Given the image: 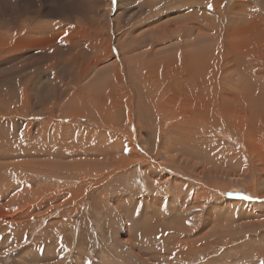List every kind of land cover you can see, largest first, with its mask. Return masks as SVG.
Here are the masks:
<instances>
[{"label": "rangeland", "instance_id": "374dc122", "mask_svg": "<svg viewBox=\"0 0 264 264\" xmlns=\"http://www.w3.org/2000/svg\"><path fill=\"white\" fill-rule=\"evenodd\" d=\"M235 1L0 0V264H264V0ZM180 15L253 68L183 59Z\"/></svg>", "mask_w": 264, "mask_h": 264}, {"label": "bare ground", "instance_id": "6f19581e", "mask_svg": "<svg viewBox=\"0 0 264 264\" xmlns=\"http://www.w3.org/2000/svg\"><path fill=\"white\" fill-rule=\"evenodd\" d=\"M232 1V3H233V5L232 6H230V7H228L227 5H226V7L228 8V10L231 12H234V5H239L240 4V2H237V1H235V0H231ZM175 2H181V4H185V5H188L189 7H192L193 6V4H195V6H197V8L198 7H207L208 5L209 6H212L213 8H217V7H221L220 6V4H222L223 5V3H221V0H175ZM190 3H191V5H190ZM226 3V2H225ZM161 4V3H160ZM164 4V3H163ZM173 7V6H172ZM181 7V6H180ZM187 7V6H186ZM204 7V8H205ZM232 9V10H231ZM176 10V9H175ZM182 9L180 8V11H181ZM184 10V9H183ZM207 10V9H206ZM205 10V11H206ZM222 10V9H221ZM220 9H219V11L218 12H220L221 11ZM173 11V10H172ZM192 11V10H191ZM204 11V12H205ZM217 11V10H216ZM224 11H225V9H224ZM196 12V11H195ZM200 12V11H199ZM198 12V10H197V14L199 13ZM212 12V11H211ZM223 12V11H222ZM229 12V13H230ZM201 13H202V11H201ZM206 13V12H205ZM210 13V12H209ZM215 13V12H214ZM179 14V13H178ZM204 13H202V15H203ZM208 14V13H207ZM233 14V13H232ZM187 15V14H186ZM199 15H200V13H199ZM202 15H200L199 17H202ZM225 15V14H224ZM197 16V15H196ZM191 17V16H190ZM208 17V16H207ZM224 17V16H223ZM198 18V17H197ZM197 18H195V17H191V18H189L188 16H186L185 17V19L184 20H182L181 19V15H180V19L182 20V21H179V22H177V23H173V24H171L170 23V25H168L169 27H170V29H169V27L167 28V26H164V27H162L161 29H160V31H162V34H161V36H160V39L163 37V35H164V37H171V36H175V37H182L183 38V40H184V44L186 45V47H179L178 49L179 50H181L180 51V53H182V52H184V53H186V54H183V55H181V57L183 58V59H187V58H193L194 57V55H196V54H198V53H196V54H193L194 52H196V47H194V45H195V41L194 40H196V39H200L204 44H206V48H205V50L203 51V49H202V51L203 52H201L200 53V51H199V55L197 56V57H195L194 59H193V61H196L197 62V65L198 66H216V67H213V69H216L217 70V74L218 75H222L224 78H225V76L228 74V73H231V72H233L235 75L238 73V72H242V66H244V63H243V61H245V60H248L247 58H246V56H247V54L248 53H244V55H245V58L243 57L244 55H243V50L241 51V53L240 52H238V54H239V56L237 57L238 59H236L235 57L234 58H232V55H231V51H225V53H224V56L226 57L225 58V60H228L229 59V55L231 56L230 57V62H233V63H229L228 64V62H224L223 60H220L219 62L217 61V60H213L212 62L210 61L211 60V58H209V55H208V51H207V44H208V37H209V32L210 31H208L209 29H208V27H212L213 28V30H214V32H219L220 31V29H219V26H216V25H211L210 24V22H208V20H209V18L207 19V21H205L203 18L202 19H197ZM213 18H214V16H213ZM216 21V20H215ZM230 21V20H229ZM22 22V21H21ZM168 23V22H167ZM160 26V25H159ZM208 26V27H207ZM157 27H158V25H157ZM38 28V27H37ZM152 29V28H151ZM151 31V30H150ZM196 33H195V32ZM235 31V30H234ZM152 32V31H151ZM236 32H237V29H236ZM239 32V31H238ZM196 34V37H194L193 38V34ZM211 34H212V32H211ZM229 28H226L225 30H223V32H222V35H223V37L224 38H226L225 36H229ZM152 35H154V34H152ZM156 37V36H155ZM193 39V40H192ZM156 41V40H155ZM225 41H227V40H225ZM26 42V41H25ZM201 42V43H202ZM228 42V41H227ZM180 43V42H179ZM150 44H153V42H151ZM202 45V44H201ZM125 46V45H124ZM209 46V45H208ZM152 47V46H151ZM200 47V46H199ZM198 47V48H199ZM168 49V48H167ZM173 49V48H172ZM240 49V48H239ZM192 50H194L193 51V53H191L190 51H192ZM175 51H176V49H175ZM245 51V50H244ZM246 52H249V50L248 51H246ZM157 53V52H156ZM173 53V52H172ZM193 55V56H192ZM243 55V56H242ZM263 58V57H262ZM52 59V58H51ZM148 59V58H147ZM171 59H172V57H171ZM179 59V58H178ZM161 60V59H160ZM262 60V59H261ZM54 61V60H53ZM55 62V61H54ZM142 62V61H141ZM163 62V61H162ZM208 62H210V64L208 63ZM52 63V62H51ZM56 63V62H55ZM248 63H249V66L248 67H252L253 68V64H254V59H251V60H248L247 61V64L245 65V66H247L248 65ZM213 64V65H212ZM149 65V64H148ZM179 65V64H178ZM163 66V65H162ZM180 66V65H179ZM151 66H147V71L148 72H150V68ZM166 67V66H165ZM191 67V66H190ZM153 68V67H152ZM167 68V67H166ZM170 68H172V67H170ZM82 69V68H81ZM80 69V71L78 72V73H81V76H85L86 74H87V71L88 70H86V69H82L81 70ZM195 69V68H194ZM205 69V68H204ZM203 69V70H204ZM115 70V69H114ZM145 70V71H146ZM156 70V69H155ZM189 70V69H188ZM141 71V70H140ZM199 71V70H198ZM142 72V71H141ZM165 72V71H164ZM186 72V71H185ZM189 72V71H188ZM187 72V73H188ZM192 72V71H191ZM196 72V71H195ZM114 73V72H113ZM124 73V72H123ZM139 73V72H138ZM146 73V72H145ZM151 74L154 76L155 75V71H151ZM165 74V73H164ZM169 74V73H168ZM168 74H165V76H167ZM176 74V73H175ZM210 74V73H209ZM128 75V83L129 84H132V83H135V81L133 80L134 79V77H133V75L132 74H127ZM140 75V74H139ZM156 75H158V74H156ZM181 75V74H180ZM186 75V74H185ZM192 75V74H191ZM211 75V74H210ZM252 75V74H251ZM147 76H149V75H147ZM152 76V77H153ZM159 76V75H158ZM174 76V75H173ZM182 76H184V74L182 75ZM125 77V76H124ZM160 77V76H159ZM193 77V76H192ZM238 77V76H237ZM79 78V77H78ZM117 78H119V76H117ZM140 78V77H139ZM145 78V77H144ZM178 78V77H177ZM176 78V79H177ZM180 78V77H179ZM200 78V77H199ZM160 79V78H159ZM167 79V78H166ZM170 79V78H169ZM186 79V78H185ZM107 80V79H106ZM115 80H117V79H115ZM163 80V79H162ZM172 80H173V78H172ZM171 80V81H172ZM175 80V79H174ZM251 80V79H250ZM41 81H43V80H41ZM40 81V82H41ZM112 81V80H111ZM260 81H261V78H260ZM181 82V81H180ZM239 82V81H238ZM43 83V82H42ZM108 83V82H107ZM110 83V82H109ZM121 83V82H120ZM143 83V82H142ZM147 83V82H146ZM161 83H162V81H161ZM168 83V82H167ZM182 83V82H181ZM185 83V82H184ZM253 83H254V81H253ZM263 83V82H262ZM102 84V83H101ZM158 82L157 81H155V82H153V83H150L149 85H148V88L146 89V93H148V95L149 94H151L152 92H156L157 91V87H158ZM165 84V83H164ZM163 84V85H164ZM171 84V83H170ZM107 85V84H106ZM122 85V84H121ZM127 85V84H126ZM145 85V84H144ZM173 85H174V83H173ZM228 85V84H227ZM233 85V84H232ZM260 85V84H259ZM262 85V84H261ZM180 85H178V87H179ZM226 86V85H225ZM250 86H251V84H250ZM253 86V85H252ZM141 87H143V86H141ZM145 87H147V86H145ZM174 87V86H173ZM229 87V86H228ZM259 87V86H258ZM42 88V87H41ZM107 88V87H106ZM116 88V87H115ZM118 88V87H117ZM116 88V89H117ZM125 89H126V87H124ZM175 88V87H174ZM188 88V87H187ZM209 88V87H208ZM211 88V87H210ZM236 88V84H235V86L232 88V90L233 89H235ZM244 88V87H243ZM247 88V87H246ZM259 88H261V87H259ZM258 88V89H259ZM40 89V88H39ZM49 89V88H48ZM112 89V88H111ZM189 89H191V88H189ZM130 90H131V88H130ZM130 90H128L129 91V93H127L129 96L128 97H130L131 98V92H130ZM158 90H160V89H158ZM214 90V89H213ZM219 90V89H218ZM247 90V89H246ZM248 90H250V89H248ZM166 91V90H165ZM170 91H172V90H170ZM212 91V90H211ZM215 91V90H214ZM221 91H223L222 93H223V95H221L223 98L224 97H226V99L227 100H229L230 99V101L231 100H235V99H238V96L239 95H237L238 93L236 92V94L235 93H233L231 90H229V89H222ZM238 91V90H237ZM252 91V90H251ZM258 91V90H257ZM262 91H264V90H262ZM54 92V91H53ZM116 92V91H115ZM133 92V91H132ZM219 92V91H218ZM217 92V93H218ZM247 92V91H246ZM118 93V92H117ZM116 93V94H117ZM134 93V92H133ZM156 93H158V92H156ZM162 93V92H161ZM161 93H159V94H161ZM165 93V92H164ZM215 93V92H214ZM250 93H253V92H250ZM50 94H51V92H50ZM49 94V95H50ZM174 94V93H173ZM199 94V93H198ZM205 94H207V93H205ZM204 94V95H205ZM51 95H53V94H51ZM144 95V94H143ZM170 95V94H169ZM180 95V94H179ZM196 95V94H195ZM220 95V94H219ZM218 95V96H219ZM29 96V95H28ZM35 96V95H34ZM135 96H137V94L135 95ZM174 96V95H173ZM180 96H183V95H180ZM199 96H200V94H199ZM217 96V95H216ZM217 96V97H218ZM171 97V96H170ZM244 97V99H245V97L246 96H243ZM89 98V97H88ZM142 98H144V97H142ZM155 98V97H154ZM202 98V97H201ZM240 98V97H239ZM119 99V98H118ZM131 99H133V98H131ZM153 94H151V96H150V100H151V103H152V105H153V111L155 112V114H156V116L157 117H161V113H162V108H160L159 106H158V103H154L153 102ZM194 99V98H193ZM198 99V98H197ZM243 99V98H242ZM101 100V99H100ZM184 100V99H183ZM201 100V99H200ZM98 101V100H97ZM147 102H148V99L146 100ZM157 101V100H156ZM180 101V100H179ZM185 102V101H184ZM198 102V101H197ZM197 102H195V103H197ZM206 102V101H205ZM204 102V103H205ZM94 103V102H93ZM200 103V102H199ZM202 103V102H201ZM33 104V103H32ZM149 104V103H148ZM178 104V103H177ZM192 104V103H191ZM219 104H220V102H219ZM237 104H239V102L237 103ZM119 104H117L116 106H118ZM133 105V104H132ZM154 105H156V107L154 106ZM193 105V104H192ZM91 106H92V104H91ZM89 107H90V105H89ZM93 107V106H92ZM91 107V108H92ZM130 107V106H129ZM135 107H137V106H135ZM192 107V106H191ZM111 108V107H110ZM199 108H200V106H199ZM78 109H80V107L78 108ZM94 109V108H93ZM120 109V108H119ZM136 109V108H135ZM134 109V110H135ZM214 109V108H213ZM28 110V109H27ZM81 110V109H80ZM123 110V109H122ZM133 110V111H134ZM186 110H188V108L186 109ZM190 110V109H189ZM196 110V109H195ZM94 111V110H93ZM112 111V110H111ZM140 112H142V110H139ZM177 112V111H176ZM186 112V111H185ZM198 112V111H197ZM210 112V111H209ZM208 112V113H209ZM109 113V112H108ZM112 113V112H111ZM119 114H120V112H118ZM129 113V112H128ZM187 113V112H186ZM189 113V112H188ZM194 113H196L195 111H194ZM110 114V113H109ZM113 114H114V112H113ZM122 114V113H121ZM204 114V113H203ZM213 114V113H212ZM174 115V114H173ZM176 115H177V113H176ZM194 115V114H193ZM113 116H115V115H113ZM175 116V115H174ZM186 116V115H185ZM221 116V115H220ZM117 117H119V116H117ZM180 117V116H179ZM183 117H184V115H183ZM190 117H192V116H190ZM219 117V116H218ZM222 117V116H221ZM186 118V117H185ZM195 118H197V117H195ZM199 118V117H198ZM152 119V118H151ZM180 119H181V117H180ZM191 119H193V117L191 118ZM194 120V119H193ZM200 120V119H199ZM181 121H182V119H181ZM192 121V120H191ZM113 122V121H112ZM193 122V121H192ZM181 123V122H180ZM184 123V122H183ZM200 124H202V123H200ZM188 126V125H187ZM248 127V126H247ZM187 130V129H186ZM179 134V133H178ZM11 135V134H10ZM179 136V135H178ZM177 136V137H178ZM44 154V153H43ZM121 209V208H120Z\"/></svg>", "mask_w": 264, "mask_h": 264}, {"label": "snow or ice", "instance_id": "6c2138e0", "mask_svg": "<svg viewBox=\"0 0 264 264\" xmlns=\"http://www.w3.org/2000/svg\"><path fill=\"white\" fill-rule=\"evenodd\" d=\"M113 3H115V0H113Z\"/></svg>", "mask_w": 264, "mask_h": 264}]
</instances>
